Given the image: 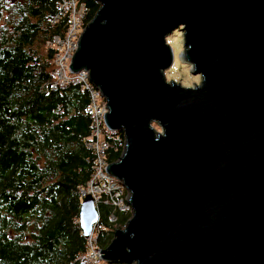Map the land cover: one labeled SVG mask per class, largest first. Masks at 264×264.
<instances>
[{
  "label": "water",
  "instance_id": "1",
  "mask_svg": "<svg viewBox=\"0 0 264 264\" xmlns=\"http://www.w3.org/2000/svg\"><path fill=\"white\" fill-rule=\"evenodd\" d=\"M92 1L70 70L88 72L107 102L105 127L123 131L107 173L132 208L100 258L264 264V0ZM176 30L200 75L194 87L165 78ZM98 219L83 198L85 239Z\"/></svg>",
  "mask_w": 264,
  "mask_h": 264
},
{
  "label": "trees",
  "instance_id": "2",
  "mask_svg": "<svg viewBox=\"0 0 264 264\" xmlns=\"http://www.w3.org/2000/svg\"><path fill=\"white\" fill-rule=\"evenodd\" d=\"M81 1L88 24L99 5ZM55 14L54 0H0V264H85L78 222L79 189L95 162L85 145L90 98L77 86L48 90L54 51L45 43L64 30L50 24ZM113 135L125 140L122 131ZM123 149H111L107 162ZM98 215L105 249L131 215L102 203Z\"/></svg>",
  "mask_w": 264,
  "mask_h": 264
},
{
  "label": "built area",
  "instance_id": "3",
  "mask_svg": "<svg viewBox=\"0 0 264 264\" xmlns=\"http://www.w3.org/2000/svg\"><path fill=\"white\" fill-rule=\"evenodd\" d=\"M56 14L51 17L50 24L56 25L63 22V32L46 41L47 49L54 51L52 61L53 70L51 72L52 80L48 85L49 91H55L60 87L77 86L81 92L89 94L90 103L87 109L91 116V130L89 138L85 145L95 154V162L92 167V174L87 184L79 189L80 197H91L94 201V207L98 212L100 203L112 206L114 210L125 214L132 213L131 205L128 203V191L118 180H115L107 173V154L111 149L125 147V142L121 138H115L114 132L105 131L103 116L108 113L107 102L102 94L89 80L87 71H81L73 74L70 70V64L74 53L78 49L79 38L86 27V17L88 6L81 0H54ZM124 150V149H123ZM117 185L123 187L121 193L112 188ZM128 194L125 202L123 197ZM99 216V215H98ZM109 221H117L114 215H111ZM97 224L93 226L92 233L86 238V252L82 258L85 264H100L102 259L100 254L102 249L97 244L98 232ZM104 263V262H103Z\"/></svg>",
  "mask_w": 264,
  "mask_h": 264
},
{
  "label": "rangeland",
  "instance_id": "4",
  "mask_svg": "<svg viewBox=\"0 0 264 264\" xmlns=\"http://www.w3.org/2000/svg\"><path fill=\"white\" fill-rule=\"evenodd\" d=\"M88 11L89 12L91 11L89 7H88ZM166 42L172 48L173 55H174L173 64L165 72L166 81L167 82H175L177 84H180L183 87H194L195 85L199 84V82H200V75H194L193 69H192L191 65H189L188 63H186L184 61V59L182 58L183 51H184L183 50L182 32L179 31V30L174 31L172 34H170L169 36H167ZM81 71H83V70H81ZM81 71H79V72H81ZM79 72H77V73H79ZM77 73H73V74H77ZM196 77H199V79L198 80L197 79H194ZM189 84L191 86H188ZM154 127L157 130H159V128L157 126L154 125ZM104 128H105V131L107 133H109V131L107 130V128L106 127H104ZM114 133L116 134L118 132H114ZM115 138H116V136H115ZM117 160H115L113 162H109L108 164L110 165V164L116 162ZM112 188H114V190L117 191V192H119V193H121L122 190H123V187L121 189V188H118L117 185L113 186ZM127 196H128V194H126L123 197V202H125ZM110 207L113 209V212H117L118 213V211L117 210H114V208L112 206H110ZM111 215H114V214L113 213L112 214H109L108 220L110 219ZM116 219H117V217H116ZM112 224H114V223H112ZM102 250H104V249H102ZM100 264H103V262H101ZM105 264H108V263H105Z\"/></svg>",
  "mask_w": 264,
  "mask_h": 264
},
{
  "label": "clouds",
  "instance_id": "5",
  "mask_svg": "<svg viewBox=\"0 0 264 264\" xmlns=\"http://www.w3.org/2000/svg\"><path fill=\"white\" fill-rule=\"evenodd\" d=\"M189 47H190V46H189ZM193 67H195V65H194V64H193ZM194 79H197V80H198V79H199V77H196V78H194ZM188 86H191V85L189 84Z\"/></svg>",
  "mask_w": 264,
  "mask_h": 264
},
{
  "label": "bare ground",
  "instance_id": "6",
  "mask_svg": "<svg viewBox=\"0 0 264 264\" xmlns=\"http://www.w3.org/2000/svg\"><path fill=\"white\" fill-rule=\"evenodd\" d=\"M119 131H121V130H119ZM123 132V131H122ZM124 142H125V140H124ZM122 183V182H121ZM123 184V183H122Z\"/></svg>",
  "mask_w": 264,
  "mask_h": 264
}]
</instances>
